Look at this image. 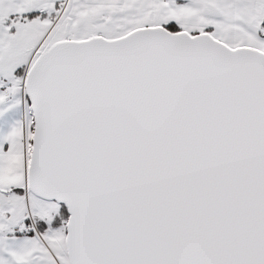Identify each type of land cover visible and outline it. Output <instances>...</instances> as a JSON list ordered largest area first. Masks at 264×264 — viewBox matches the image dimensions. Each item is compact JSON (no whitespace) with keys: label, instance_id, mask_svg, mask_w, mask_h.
I'll return each mask as SVG.
<instances>
[{"label":"snow or ice","instance_id":"1","mask_svg":"<svg viewBox=\"0 0 264 264\" xmlns=\"http://www.w3.org/2000/svg\"><path fill=\"white\" fill-rule=\"evenodd\" d=\"M0 264H264V0H0Z\"/></svg>","mask_w":264,"mask_h":264}]
</instances>
